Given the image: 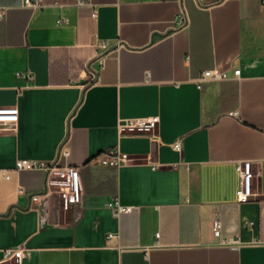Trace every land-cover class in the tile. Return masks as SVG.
Masks as SVG:
<instances>
[{"label": "crops", "instance_id": "0c3cea01", "mask_svg": "<svg viewBox=\"0 0 264 264\" xmlns=\"http://www.w3.org/2000/svg\"><path fill=\"white\" fill-rule=\"evenodd\" d=\"M205 2L0 0V106L19 109L0 131V264H264V3ZM205 69L228 78L199 85ZM148 116L154 129L119 133ZM113 147L132 162L100 164ZM21 158L79 166L83 202L39 194L45 172L14 170ZM245 160L253 195L239 202Z\"/></svg>", "mask_w": 264, "mask_h": 264}, {"label": "built area", "instance_id": "2783aa9c", "mask_svg": "<svg viewBox=\"0 0 264 264\" xmlns=\"http://www.w3.org/2000/svg\"><path fill=\"white\" fill-rule=\"evenodd\" d=\"M201 4L207 5L205 0H198ZM43 0H23V3L29 7H40ZM264 3V0H263ZM95 63L97 66H95ZM104 66V58L102 55L96 57L88 64V69L94 81L99 79V73ZM240 69L235 70V75L239 76ZM17 75H22L31 79L33 74L30 70L18 71ZM228 78L225 71L219 69H205L202 71L198 82L201 85L208 80H224ZM159 120L158 116L148 117H126L118 121L117 128L120 134L127 132H141L152 130L155 128ZM19 121V109L17 106H0V131L16 128ZM173 147L177 150H182V141L178 140L173 143ZM69 148L66 141H64L59 149L60 156H68ZM98 161L105 166L121 167L122 165L132 162V158L123 153L118 147H113L107 151H103L98 155ZM22 169H38L45 172V181L43 191L39 194L56 193L60 197L62 207L69 209L72 205L83 202L84 192L81 179V171L79 166L71 164H60L58 159L44 160L35 158H21L16 161L14 170ZM237 169L240 174V185L237 190V197L239 202L247 201L252 195V178L254 171L252 162L249 160L240 161L237 164ZM4 175L5 178L10 177V170H1L0 177ZM19 191L23 192L20 188ZM37 193L31 194L32 200H35L39 195ZM111 206L116 208L117 213L131 211V205H123L118 199H115ZM213 233L216 237L221 238L222 221L219 217H215L212 223ZM118 237V233H109L108 239ZM221 241H225L221 239ZM25 255L23 248H7L4 251L6 259L20 262Z\"/></svg>", "mask_w": 264, "mask_h": 264}]
</instances>
